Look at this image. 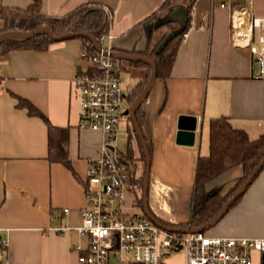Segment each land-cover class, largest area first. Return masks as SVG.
Returning <instances> with one entry per match:
<instances>
[{
    "label": "crops",
    "instance_id": "crops-1",
    "mask_svg": "<svg viewBox=\"0 0 264 264\" xmlns=\"http://www.w3.org/2000/svg\"><path fill=\"white\" fill-rule=\"evenodd\" d=\"M86 2L99 3L110 12L108 31L115 35L111 48L122 53L144 55L186 22L169 74L156 78L143 100L141 131L150 147V212L166 225L193 226L194 173L198 157L209 155V121L226 117L250 140L264 134V79L254 77V55L246 43L234 41L232 24L234 9L264 16V0H42L41 14L62 16ZM29 3L0 0L11 8H25ZM152 15H156V26L148 39L140 22ZM254 42L258 44L256 33ZM127 61L121 69L132 70L135 86L145 68ZM90 66L81 40L74 37L54 41L45 50L14 49L0 57V251L4 264H76L78 250L87 245V237L77 228L86 203L88 160L98 155L102 133L79 126L73 79ZM123 91L127 96L131 90ZM17 98L31 102L53 126L67 128L69 166L48 160L47 125L17 106ZM125 104L126 108L131 105L126 100ZM180 115L196 117L193 134L178 135ZM131 124L128 116L121 127L136 161L137 178L142 166ZM241 174V166L235 165L209 181L206 190L223 195ZM141 193L136 183L126 193L128 212L143 211L138 203ZM58 226L66 230L56 232ZM203 231L264 237V167L221 218ZM261 257L253 252V264H262Z\"/></svg>",
    "mask_w": 264,
    "mask_h": 264
},
{
    "label": "built area",
    "instance_id": "built-area-1",
    "mask_svg": "<svg viewBox=\"0 0 264 264\" xmlns=\"http://www.w3.org/2000/svg\"><path fill=\"white\" fill-rule=\"evenodd\" d=\"M236 13L240 16L239 23L249 29L246 48L254 55L253 75L264 79V16L234 9L233 21ZM255 33L258 45L252 43ZM114 38L109 31L102 34L98 40L101 50L89 57L91 66L100 67L101 74L83 72L73 79L79 100V126L102 133L98 155L88 160L85 172L86 203L77 229L87 237V245L78 250L76 264H168L167 255L179 251L184 253L179 264H253L252 253H264V237L174 231L157 225L142 210H126L125 196L133 188L135 176L128 158L116 146L120 126L128 117L123 114L126 95L118 63L103 53L111 50ZM54 230L63 232L66 227L58 226Z\"/></svg>",
    "mask_w": 264,
    "mask_h": 264
},
{
    "label": "trees",
    "instance_id": "trees-1",
    "mask_svg": "<svg viewBox=\"0 0 264 264\" xmlns=\"http://www.w3.org/2000/svg\"><path fill=\"white\" fill-rule=\"evenodd\" d=\"M167 3L168 2H166V4ZM41 6L42 0H30V3L25 8H11L0 4V21H2L0 32L7 30L28 31L39 25H47L54 35H61L67 32L86 31L99 40L100 36L108 31L110 12L99 3H82L62 16L42 15ZM155 22L156 15H152L140 22V25L146 30L148 39L156 26ZM186 28L187 26L171 37L161 47H159V44L164 38H162L154 48L143 53L154 61L156 65V78L163 79L169 74L175 52ZM74 38H79L81 40V49L87 57H91L98 53L89 38L85 36H77ZM53 42L54 41L47 34H39L24 40L7 37L0 43V57L6 56L14 49L25 48L45 50ZM111 50L116 49L112 47ZM112 59L120 60L114 57H112ZM129 63L136 66H143L145 71L140 81L127 94L126 102L128 105L133 102L144 88L151 72V66L146 62L129 61ZM101 72L102 70L100 67L94 66H90L86 71V73L90 75H99ZM17 100V106L26 108L29 115L39 116L46 123L48 160L69 166L66 152V143L68 139L67 128L50 124L46 116L28 100L23 98H17ZM142 104L143 101L135 110V118L140 128H142ZM131 133L138 144L140 159L142 161L139 177L133 178V182L142 190L145 154L132 124ZM147 146L150 151L148 142ZM130 152V145L128 142L127 153H125L124 156L128 158L130 162H133V156ZM263 155L264 134L254 140H250L243 130L234 128L226 117L221 116L211 119L209 121V155L206 157H198L195 167L191 201V224L195 227H201L211 221L225 205L227 200L243 184L246 177L261 160ZM235 165L241 166L242 174L232 188L223 195L217 193L209 194L206 190V184ZM138 203L140 207H143L141 196L138 197ZM160 221L162 222V220Z\"/></svg>",
    "mask_w": 264,
    "mask_h": 264
},
{
    "label": "water",
    "instance_id": "water-1",
    "mask_svg": "<svg viewBox=\"0 0 264 264\" xmlns=\"http://www.w3.org/2000/svg\"><path fill=\"white\" fill-rule=\"evenodd\" d=\"M245 16V22L247 21V17ZM186 23V22H185ZM185 23L183 26L176 32L168 35L160 44L159 47L164 45L171 37L179 33L180 31L183 30L185 27ZM156 25V22H155ZM39 34H47L53 41H59L67 38H72V37H77V36H85L91 40V42L94 44L95 48L97 51L101 50L100 43L98 40L92 36L90 33L86 31H77V32H67L61 35H54L50 28L47 25H39L31 30H7V31H2L0 32V43L7 37H13L17 39H29L31 37H34ZM103 53L109 54L111 57L117 58V59H125V60H131V61H143L148 63L151 66V72L149 79L144 86V88L141 90V92L136 96V98L133 100L131 105L126 108L123 112L124 115H128L130 117L132 126L140 140L142 149L145 154V167H144V173H143V181H142V206H143V212L144 214L151 219L153 222H155L157 225L164 227L169 230H174V231H203L205 229L210 228L212 225H214L224 214V212L227 210V208L244 192L246 187L250 184L252 179L256 176V174L261 170V168L264 165V155L261 158V160L256 164V166L253 168V170L250 172V174L246 177L245 181L243 184L234 192V194L227 200L225 205L219 210V212L215 215V217L209 221L207 224L201 227H195L192 226L190 228L185 227V228H179L175 226H170L166 225L162 222H160L149 210L148 207V183H149V168H150V153L147 147V142L143 136V133L141 131V128L135 118V110L136 108L141 104V102L146 98L148 93L150 92L154 81L156 79V65L154 61L149 58L148 56L145 55H140V54H134V53H122L114 50H110L109 52L103 51ZM177 127L179 129L178 135L188 133V134H193L195 127H196V117L195 116H189V115H180L178 118V124ZM262 264H264V253H262Z\"/></svg>",
    "mask_w": 264,
    "mask_h": 264
},
{
    "label": "rangeland",
    "instance_id": "rangeland-1",
    "mask_svg": "<svg viewBox=\"0 0 264 264\" xmlns=\"http://www.w3.org/2000/svg\"><path fill=\"white\" fill-rule=\"evenodd\" d=\"M1 25H2V22L0 21V26ZM255 44H257V42ZM116 62L118 63V65L120 67L122 87L125 90V92L127 93L134 86V74L130 68H127L126 70L121 69V66L127 65V63H128L127 60L120 59V60H116ZM118 133H119V136H118V139L116 142V146L119 150H121L122 153H125L126 147H127V137H126V135H124V133H125L124 128L121 127V129L119 130ZM134 162H136V161L133 160V162H130V164H129L132 168L134 166ZM140 164L142 166V161L140 162ZM127 196H128V194L125 196V198H127ZM125 207L127 208L126 202H125ZM1 254L2 253L0 251V262H1V264H4L3 257ZM183 259H184V253H183V251H179V252H174V253H171L170 255H167L165 261L168 264H172V263L176 264V263H182Z\"/></svg>",
    "mask_w": 264,
    "mask_h": 264
},
{
    "label": "bare ground",
    "instance_id": "bare-ground-1",
    "mask_svg": "<svg viewBox=\"0 0 264 264\" xmlns=\"http://www.w3.org/2000/svg\"><path fill=\"white\" fill-rule=\"evenodd\" d=\"M240 16L238 13L234 16L233 38L238 43H247L249 29L247 25H241L239 22Z\"/></svg>",
    "mask_w": 264,
    "mask_h": 264
}]
</instances>
